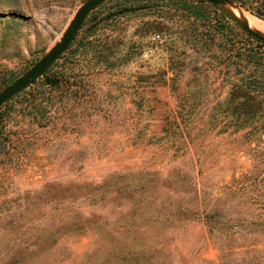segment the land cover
<instances>
[{"label": "rangeland", "instance_id": "obj_1", "mask_svg": "<svg viewBox=\"0 0 264 264\" xmlns=\"http://www.w3.org/2000/svg\"><path fill=\"white\" fill-rule=\"evenodd\" d=\"M83 1L0 0V90ZM204 9L106 0L100 64L0 106V264H264V45L188 42Z\"/></svg>", "mask_w": 264, "mask_h": 264}, {"label": "trees", "instance_id": "obj_2", "mask_svg": "<svg viewBox=\"0 0 264 264\" xmlns=\"http://www.w3.org/2000/svg\"><path fill=\"white\" fill-rule=\"evenodd\" d=\"M196 1L204 6L205 8L204 10L206 11V16L205 19L201 22L200 24L201 26L199 25L191 26L193 25L192 24L193 22L191 23L189 20H187L188 24L186 30L188 32V38H187L188 42H195L198 44L205 45L208 43L209 39L216 38L221 42H224L225 44L229 45L230 43V45L232 46L233 38H235L236 36L242 33V35L246 36L250 41H255L261 45H264V42L258 40L250 33L245 31L232 17H230L226 12L221 10L219 7L214 6L204 0H196ZM231 1H233L240 7H243L251 11L256 16L264 19V0H231ZM102 3L97 7H95L87 15L79 31L77 32L75 38L69 44L68 48L56 59V61L53 64H51L48 67L46 72L37 79L44 77L46 83H48L52 87H60L61 85L60 77H66L64 70L67 69L68 66L67 64L73 60L76 54L79 55L82 59H84L86 57L87 52L90 49L94 51L95 53L94 55L98 58L95 61V65L100 64L101 61L99 60V58L100 57L104 58V56L102 55L104 45L99 47V44H96L94 46L93 45L94 42L91 36H99L103 32L104 26H102L101 24L103 20L101 21L97 14L98 8L102 5ZM128 13L129 12H126V14ZM155 27L161 28V26L157 24L155 25ZM95 47H99V48H95ZM227 55L229 57L227 56L221 62L226 63L223 61H227V65L232 64L234 67H238L242 59L245 58L246 56H248L247 57L249 59L248 61L257 59L256 57L257 52L254 49H250L248 50V52H244V53L236 52L235 55L232 52H229ZM61 58H64L66 61L65 66L62 68L63 71L62 70L53 71L52 70L53 67L56 65L57 61ZM21 92H19L18 94H20Z\"/></svg>", "mask_w": 264, "mask_h": 264}, {"label": "water", "instance_id": "obj_3", "mask_svg": "<svg viewBox=\"0 0 264 264\" xmlns=\"http://www.w3.org/2000/svg\"><path fill=\"white\" fill-rule=\"evenodd\" d=\"M105 0H84L75 11L73 17L69 20L63 30L59 40L55 43L26 71L17 77L10 84L0 90V106L6 103L13 96L23 91L29 85L33 84L36 79L42 76L48 67L68 48L69 44L75 38L82 23L87 15ZM214 6L219 7L232 17L245 31L250 33L258 40L264 42V33L249 26L248 22L240 15L233 12L230 7L241 10V7L231 0H204Z\"/></svg>", "mask_w": 264, "mask_h": 264}, {"label": "bare ground", "instance_id": "obj_4", "mask_svg": "<svg viewBox=\"0 0 264 264\" xmlns=\"http://www.w3.org/2000/svg\"><path fill=\"white\" fill-rule=\"evenodd\" d=\"M234 12V11H233ZM235 14L242 16L253 29H257L264 33V21L245 10H239L236 8Z\"/></svg>", "mask_w": 264, "mask_h": 264}]
</instances>
